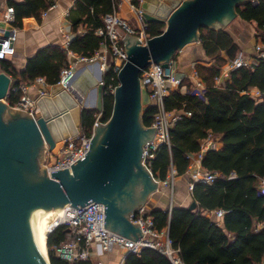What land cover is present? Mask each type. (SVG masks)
<instances>
[{
	"label": "trees",
	"instance_id": "16d2710c",
	"mask_svg": "<svg viewBox=\"0 0 264 264\" xmlns=\"http://www.w3.org/2000/svg\"><path fill=\"white\" fill-rule=\"evenodd\" d=\"M117 2L77 0L73 29L76 31L79 25H86L87 30L75 36L67 49L44 47L27 60L20 72L11 62L2 59L0 68L11 77V86L29 84L40 76L48 84H56L61 70L69 65L68 52L84 58L93 57L104 41L96 30L104 27L103 16L113 12ZM130 2L139 7V0ZM52 4V0L9 1L14 11L12 26L21 28L23 18L30 16L41 21ZM236 12L242 20L255 22L258 35L264 36V0L239 4ZM164 26L159 22L148 23L145 33L148 38L159 35ZM199 41L208 61H213L210 67L197 66L205 83L204 97L179 89L164 97L166 110L180 114L170 129V147L160 144L153 157L147 160V166L159 180H165L170 167H174L177 175L186 173L187 154L197 152L201 140L212 133L219 137L222 146L207 150L202 165L216 172L217 177L212 183H194L190 192L197 203L195 209L174 205L171 209L169 206L147 208V215L152 217L154 227L168 236L172 247L179 250L183 264H262L264 195L258 191V182L264 177V98L254 97L248 90H264V59L257 60L251 68L232 70L230 79L218 86L214 77L226 62L221 52L225 51L229 59H234L240 48L225 29L201 27ZM113 82L118 84L117 80ZM19 96L20 93L15 94L10 89L5 99L10 106H15ZM113 101V95H103L102 122L111 117ZM156 110L155 104L144 106L141 120L145 127L151 126ZM97 114L94 108L81 110L82 132L91 134ZM216 209L224 211L220 224L215 217ZM66 229L64 225L58 226L46 236L50 264H94L92 260L70 263L56 254V247L67 241ZM124 264L173 263L160 251L143 248L139 254H127Z\"/></svg>",
	"mask_w": 264,
	"mask_h": 264
},
{
	"label": "water",
	"instance_id": "95a60500",
	"mask_svg": "<svg viewBox=\"0 0 264 264\" xmlns=\"http://www.w3.org/2000/svg\"><path fill=\"white\" fill-rule=\"evenodd\" d=\"M247 1L140 0L144 22L164 23L163 31L148 39L124 35L127 59L118 72L111 117L97 123L89 152L71 167L48 172L31 152L42 145L56 154L63 139L78 133L81 110L91 109L83 105L84 95L53 84V97L38 98L33 117L6 103L12 79L0 72V264H50L45 229L67 204L76 208L101 202L103 226L135 240L143 236L141 223L131 217L158 190V181L142 162L144 146L153 141L157 128L142 124V106L151 100L141 88L140 74L152 63L167 68L176 52L199 40L201 27L224 28L237 14L236 7ZM10 34L7 26L0 50L1 40ZM13 44L9 42L8 51ZM102 90L97 83L93 108L98 112L103 109ZM196 207L192 201L188 209Z\"/></svg>",
	"mask_w": 264,
	"mask_h": 264
},
{
	"label": "built area",
	"instance_id": "2783aa9c",
	"mask_svg": "<svg viewBox=\"0 0 264 264\" xmlns=\"http://www.w3.org/2000/svg\"><path fill=\"white\" fill-rule=\"evenodd\" d=\"M130 7L135 11L137 20L140 24L139 29L131 27L127 20L113 11L103 16L104 27L96 30V34L104 38L102 44L108 48L113 57L112 63L108 64L106 57L104 55L100 56L103 62L100 64L98 84L102 85L103 95L108 94L114 96L118 86V84H114L113 81L117 80L118 82V72L127 59V52L122 41L124 34H134L139 38L148 39V36L145 33L148 24L143 20L142 9L136 7L132 3L130 4ZM45 13L46 12H44L43 15ZM1 20L4 21L5 26L0 27V36L3 34V31L7 26H9L11 30V34L7 38L1 40L2 49L0 50V59H4L8 52L7 48L9 42L15 40L17 33V28L11 24L14 20L12 6L6 8V12L3 14ZM258 37L254 44V59L249 60L244 58L241 52L238 53L234 59L228 60L223 70L225 76H230V72L238 68H251L257 60L264 59V36ZM96 55H98V52H96ZM93 59L94 57L81 58L80 61L90 62L93 61ZM110 71H112V74L109 73ZM75 75L76 66L74 62L61 70L57 83L60 84L63 89L70 91L74 88L72 82ZM186 77L192 79V82L189 84L183 83L184 77L176 73L175 61L173 58L168 61L167 68H164L161 63H152L142 70L140 74L141 87L147 90L151 103L155 104L157 107L151 124V127L157 128V131L153 141H148L145 144V158L142 160L143 164L150 172L151 170L147 166V160L153 157V152L160 144L164 143L170 147V129L173 123L179 118L180 114L178 112L166 110L164 97L172 90L179 88H183L185 92H189L197 97H204L205 83L199 77L198 71L194 68L191 74ZM214 83L218 86L223 85L220 74L214 77ZM29 86H35L38 97L41 98L50 94L53 85L48 84L45 78L41 76L36 77L29 84L21 83L16 86L10 85L9 90L11 89L15 94L20 93L15 107L34 117L36 100L28 95ZM248 92L254 97L264 98V90L261 91L253 88L249 89ZM101 114L102 112H98L93 123L91 134H86L80 130L76 135L63 139V144L56 154L48 152V154L52 155L50 160L51 164L49 162L46 166L48 172L71 167L70 164L89 152L97 123H106L100 120ZM218 142L219 137L217 135L208 133V135L201 140L199 150L187 154L189 160L187 170L189 174V191L193 189L194 183H212L217 177L216 172L207 170L202 165V158L207 150L218 148ZM176 177L177 172L174 167H170L165 180H159L154 177L158 183L170 188V209L173 206L172 201ZM258 191L264 195V177L259 179ZM147 211L148 210L145 206H141L131 217L133 222L141 223V228L144 232L143 236H139V238L135 240L103 226V203L91 200L83 206L76 208L67 204L62 207L60 219L50 230L51 232L61 225L70 229L67 233V241L56 247V254L70 263L78 260H92L94 258L93 246L97 245L104 253L121 250L122 253L118 264H124L127 254H139L143 248H151L166 254L173 264H183L178 255L179 250L172 247L171 240L164 231H158L154 227L152 217L147 215ZM214 213L217 217H221L224 214V211L222 209H216L214 210Z\"/></svg>",
	"mask_w": 264,
	"mask_h": 264
},
{
	"label": "crops",
	"instance_id": "0c3cea01",
	"mask_svg": "<svg viewBox=\"0 0 264 264\" xmlns=\"http://www.w3.org/2000/svg\"><path fill=\"white\" fill-rule=\"evenodd\" d=\"M9 1L11 0H0V20L2 19L3 14L6 12V8L10 6ZM12 1L21 2L22 0ZM52 1L53 4L48 8L46 13L42 15L41 21L38 22L33 16L25 17L22 21L23 26L19 29L17 28L13 47L6 53L4 60L11 62L18 72L24 70L27 60L33 57L40 49L49 45L59 46L60 48L67 49L68 43L75 36L82 34L87 30L86 25H79L76 31L73 29L72 18L76 16L75 3L77 0ZM130 4V0H118L117 6H115L113 11H115L120 17L127 20L131 27L134 29H139V21L137 20L135 11L131 9ZM219 29H225L230 33L234 41L239 46L240 52L244 58L249 60L254 59V44L257 37L259 36L258 31L256 30L255 22L242 20L236 14L235 17L224 28L220 27ZM97 52L98 55L95 53L93 56V61L90 62L80 61V59L84 57H80L72 52H68L69 64L75 62L77 69V73L73 78L72 85L84 95V106L89 108H93L95 105L96 86L98 83L97 80L100 76V64L103 62L100 56L104 55L108 64L113 61V57L111 56L108 48L103 44H101V47ZM221 57L226 60L219 73L221 76V81L224 84L226 80L230 79V76H225L223 74V70L229 58L225 51L221 52ZM173 60L175 61V71L178 73V75L184 77L183 83L185 84L192 82V79L186 76L190 75L194 68L197 70L198 65L210 67L213 63V61H208V58L199 40L185 45L175 54V56H173ZM1 71L2 70L0 68V72ZM179 90L181 92H185L183 88H179ZM28 95L35 100L39 98L35 86H29ZM50 97H53L51 93ZM12 107L13 109L20 110L15 106ZM37 108L39 109V106L36 105V109ZM221 146L222 142L219 140L218 148ZM188 182L189 174L187 171L182 175H177L172 201L174 206L187 208L193 201L191 192L188 190ZM144 206L148 209L167 208L170 206V194L168 187L158 184V190L148 197ZM215 217L218 220V224H220L222 216L217 217L215 215ZM121 253V250H116L111 253H104L101 251L99 246L94 245V258L92 259V262L94 264H118ZM262 264H264V259Z\"/></svg>",
	"mask_w": 264,
	"mask_h": 264
},
{
	"label": "flooded vegetation",
	"instance_id": "af4514ba",
	"mask_svg": "<svg viewBox=\"0 0 264 264\" xmlns=\"http://www.w3.org/2000/svg\"><path fill=\"white\" fill-rule=\"evenodd\" d=\"M47 153H48V151H46L45 147L42 145L41 146L39 145V146H37V148L32 150L31 157L33 156L34 162L36 164H38V166H40V160H42V162H43L42 167H44L46 165V161L48 160V158L47 159L45 158Z\"/></svg>",
	"mask_w": 264,
	"mask_h": 264
},
{
	"label": "bare ground",
	"instance_id": "6f19581e",
	"mask_svg": "<svg viewBox=\"0 0 264 264\" xmlns=\"http://www.w3.org/2000/svg\"><path fill=\"white\" fill-rule=\"evenodd\" d=\"M61 211H62V208L59 209L58 213L56 214V216L51 220V222L48 224V226L46 227L45 229V234H44V242H45V253H46V259H47V263H48V251H47V245H46V236L48 235V231H49V226L51 225V228L52 226H54L58 220L60 219V216H61Z\"/></svg>",
	"mask_w": 264,
	"mask_h": 264
},
{
	"label": "rangeland",
	"instance_id": "374dc122",
	"mask_svg": "<svg viewBox=\"0 0 264 264\" xmlns=\"http://www.w3.org/2000/svg\"><path fill=\"white\" fill-rule=\"evenodd\" d=\"M76 73H77V69H76ZM97 80V79H96ZM98 81V80H97ZM141 88H143V87H141ZM142 96H143V92H142ZM6 101V100H5ZM7 103V102H6ZM83 105H84V102H83ZM143 105V104H142ZM144 106L145 105H143L142 106V110H143V108H144ZM77 115V114H76ZM81 130V129H80ZM47 151V150H46ZM52 153V152H51ZM51 157H52V155H50V154H46V156H45V158L47 159L48 158V160L46 161V165L45 166H47L48 164H49V162H50V160H51ZM43 164V162H41V165ZM45 164V163H44ZM44 166V167H45ZM175 183H176V180H175ZM158 184H160V183H158ZM160 185H162V186H164L163 184H160ZM164 187H166V186H164ZM168 190H169V194H171V190H170V188L168 187ZM50 230H51V225L49 226V231L48 232H50Z\"/></svg>",
	"mask_w": 264,
	"mask_h": 264
}]
</instances>
